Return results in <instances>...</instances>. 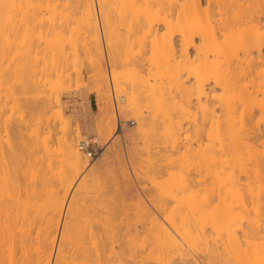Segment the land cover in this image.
I'll return each mask as SVG.
<instances>
[{"label": "bare ground", "instance_id": "1", "mask_svg": "<svg viewBox=\"0 0 264 264\" xmlns=\"http://www.w3.org/2000/svg\"><path fill=\"white\" fill-rule=\"evenodd\" d=\"M59 7L62 9H65V10H66V8H67V10L69 8V12L70 13L72 12L71 14H73V11H71L70 9L76 8L78 10V11L77 10H75V11L79 13V20H80L79 22L83 26L82 29H83L84 37H85V39L83 38L84 39V47L83 48H85V46H86L85 49L88 51V53H90L89 55L91 56V58H90L89 62L91 63L92 67L94 68L92 78L96 82V85L98 86V88H101V86H103L104 84L106 87L105 82L108 80V78H107L108 75L106 73V67L103 64V62L105 60H103L104 59V56H103L104 52H103V46H102L101 30L99 27L100 21L103 24V27L105 29L104 30L105 32L104 31L103 32L106 34V37H104V38H106L105 42L107 43V46L109 49L108 51L110 54V58L112 59L113 65L115 66L114 68L121 67V69L117 68L118 70L117 69L114 70L115 72L113 71V74L111 73L112 74V76H111L112 81L115 82V84H117V85H115V87L117 86L118 90L126 93L127 102L125 104H126V106H128V110L131 111L137 118V122H138L137 128H138V131L140 132L139 134L145 138L143 140V141H145L144 144L147 143L146 146H149L150 144L148 145V143L157 141V143L159 145L157 143H155V145L157 144L156 146H161L164 144L163 142H165V144H164L165 147H163V148H165L166 152L163 150V148H157L156 147L159 150L160 149L163 150L162 151L163 153L161 151H158V153L156 154V155H160V157H161V154H164L161 157L162 159H164L163 156H166L165 153L167 154V158L165 157L166 160L165 159L164 160L166 162L168 161L166 163L168 165V167L166 168V164L162 165V166H164L167 169V171L169 170V168H172L174 166L175 167L172 169H175V168L178 169L177 167H182L183 170L179 168L183 172V173H181V175H183L185 171L188 172L189 170L184 171V169H185V166L187 165V161L189 159H191L190 161L193 160L191 158L192 156H190V154L193 155V153L196 151V149L194 147L195 143L192 145L193 141H195L196 143H198V148L200 149V150H198L200 158L202 157V160L203 161L205 160V163H206V161L211 162L209 164H210L211 168H212V166L214 168L213 169L214 172L212 170H208L207 168L205 170H208L209 173H214L212 175H210L209 173L208 174H209V177L210 176L212 177V178L211 177L209 178V180L212 179V182L211 181H209V182L212 183V187L214 188L213 191L214 192L216 191V192L212 193L210 191V189L212 190L211 185H210L211 183L210 184L208 183L210 189L208 188V185H206L207 177L205 178L204 176H206L207 171L205 174L203 170H202L203 171L202 173L205 175L203 176V174L200 173V174H202V179L203 178L205 179V180H203V183L201 181L202 180L200 177L201 175H199V177L197 175V177H196V173H192L193 175L195 174V176H194L195 178H197V179L199 178V180L201 181V182H199L200 185L196 184L197 186H199L198 188L195 185V182L193 183V185H195V186L191 185L192 187H190V185H189L190 183H192L191 180H193V181L195 180V179H192L194 177L191 173H189V174L185 173V177H184V175L183 176L180 175V177H178V175L180 173V171L178 170L179 173L177 172L178 175H176L178 177V179L177 178L174 179L175 181H173V184L170 183V186L171 187L173 186L171 188L172 190L171 191L167 190V189L164 190L165 189L164 187H166L165 185L169 184V180L172 178V177L171 178L169 177V176H172L170 173L171 170H169L170 172H168V173H170V174H168V173H166L167 171L163 172V171H165V169L162 171V170L157 169V167H156V170H159L160 172H162V175H163V173H166L165 176L169 177V178H167L168 179V181H167L168 183H167V182H165L166 180H164V178L161 180V178L164 177V176H162L158 180H161L159 182H161V183L163 182L164 184H160L158 182V183H156L155 187L158 188L160 186L161 187L163 186L162 188H164L163 190L166 192H164L161 189V187H160V191H162L164 193H168V195L171 194L170 196L167 195L168 198L169 197L170 198H169V200H168V198H164V199L162 198L165 201H163V200L161 201V199H159L161 202L156 199L155 201L156 202L159 201L160 203L154 202L157 205H154L155 207H154V209H152L149 206H147L146 204L143 206L144 203L140 202L142 199H138V197H137L136 199H138L139 201L137 200L136 203L134 202L133 204L136 205L138 202H140L142 204V206L145 208V210L143 209V207L139 206L140 204H137L138 206L136 205L137 208L135 205L134 206L136 208V211H140L141 210L140 208L143 209V212L145 211L144 212V218L145 219L142 220L143 218L141 219L142 216L140 217V215H139V217H138L139 219H138L137 218L138 212L136 213L137 216L134 212H132L134 214L131 216L129 214H128L129 216L125 215L126 217H124V218H126V219H129L128 217H132L135 215L134 217H132L133 218L132 221H131L132 218H130L129 221H127L129 225L132 224L133 221H134V224H132V225L137 224V223H135L137 221V219H138V221L141 219L140 222H142V224L140 226H135V227L129 226L131 228L128 231L129 236L127 234V236H128L127 240L125 238L126 236L124 233V231L127 232V230L123 229L124 230L123 231L122 228L120 227V225L125 222L124 220H126L123 217H119V219L120 218L124 219L123 220L124 222L122 220H119L117 218L118 216H116V217L113 216L119 220L118 222L114 221V218H112V217H110V219L112 218L113 222H112V220H110L108 218H107V220L105 218V220L103 222V219H102L101 220L102 222H100V223H102L101 226L100 225L96 226L98 223H96V225H95L96 227L94 225H92L95 227V229L94 228L92 229V227L90 225H89L90 227L88 226L89 228H86V229H85V227H81L79 229H78V227L77 228L74 227V225H76L75 221H76V223H79L80 221H77L78 219L76 220V218L72 219L69 216H68L69 219H67L68 217H67L65 212H64L65 214L63 215V218H62V211L64 209L66 198H67V196H68V194H69V192L73 186V183H74L76 177L82 171V169L87 165V160H86V157L84 155L85 152L83 153V151H81L79 149V147L77 146L78 142L76 143V137L79 134H77V136L74 135L71 131V127L69 126V122L66 121L67 118L66 119L63 118L64 112L62 110L63 108H61V102L59 100L60 98H58L55 95L56 97L52 96V97H50V99L46 98V99H49V100H46L43 97L48 102H47V104L45 101H42L40 103L46 104L45 105V107L47 106L46 109L47 110L49 109V112H51L50 116H55V117L59 116V119L61 118L62 121L64 120L63 124L65 123V125L64 126L62 125V127H61V128H63L62 129L63 134H61L62 136L60 137L61 138L60 144H61V151H62V152L61 151L60 152L62 153L61 155L63 157H65L66 161L68 162V166L70 167V170H71L70 172H72V173L71 174L67 173L70 176H67L65 178V176H66L65 175L64 176L65 179L63 177H62L63 180H61L62 178L60 179L62 181V183H61V185H59V186H61V190L60 189L59 190H60V192L62 191V194H60V192H58L57 188L59 186L57 187L55 185V183H54V186L56 188L52 187L50 189L47 187L48 185L45 186L50 190V191L48 190L49 193H47V191L45 189H42L40 186L38 187L39 183L41 184V182L38 183L36 181V183H38V185H37L35 183L36 179L33 180V179L28 178L30 180H33L34 182L29 180L28 184H30V185H27V181H25L26 186L24 187V185H25V184H23L24 180H22V181L19 180L21 178V176H20V173H19L20 178L17 176V174H18L17 169H13L14 167L12 168L13 170L11 168L10 169L7 168L5 166L7 163L4 165L5 168L2 166V170H0V173L2 172V174H0V264H111L112 262H114L112 264H177L179 262H175V260H177L175 255L177 257H179L180 254H181L180 256L185 255L184 257H187V255H190V254H187V255L182 254L184 249H185L184 247L186 245L189 246V244H191V246H189V248L193 247L195 245V244L192 245L194 243V240L197 238H199V240H200V237H199L200 235H201V238H203V242L202 241L201 242L202 243L205 242L206 245L208 244V240H210L212 238L211 236L214 234L213 233L211 235L212 232H215L214 236L216 234L218 235V233H216L217 230L215 231V229H214L215 227L211 226V228H208V229H210V232H207L206 231L207 229L205 230L206 225H209L208 222H210V220H208V219L211 216L207 217L208 215H206V217H205V214H204V216L202 215L201 217L198 216L200 218L203 217V222H206L204 220L206 218H208V219H206L207 223H205V224H202V221H200L201 220L200 218H197V219L198 220L200 219L198 222H201V223H198L197 221L194 222L195 220H197V219H195V217L198 214L202 213V212L200 213L199 211H201L203 209V207L202 208L200 207L201 209L198 208V210H196L197 212L195 211L196 215L194 216L193 213H194L195 207L194 208L191 207L192 205L190 203H192L193 206H195L194 202L196 204L197 200L194 202H193V200L204 196L203 192H205L207 194V195L205 194L206 197L208 195L213 196V195H211V193L214 194L215 197H217L216 193H218V196L223 195L222 189H224L223 193L225 192L226 195H228V194L230 195V192H231L230 188H231L232 184H234L233 186H235V185H237V183L235 184V182H238L235 180L237 179L236 177L238 176V171L240 170L239 167L243 166L245 163V162L243 163V160H242V158H243L242 152H244L243 151L244 147L246 148V146L248 145L247 143L252 144L253 140L250 142V139L254 135V133L255 134L256 133L257 134L258 133L259 134L264 133V128H262V127H264V0H0V36H3L2 39H4V37H5V39L9 38V41H11L10 40V38H11L13 40V42L12 41L9 42L10 45H11V43L14 44L15 43L14 41H16V44L19 43V45L17 44L19 47H21L20 45H22V47L20 49H22L24 46H26L27 49L24 47L26 50H28L26 52H29V51L31 52V51H33V49H36V46L37 47L40 46V45H36V46H34V48L32 47L33 46L32 43L35 42V40L38 39L40 41L41 39L44 40V38H47L46 41H50V40L53 42L57 41L58 48L56 47L55 50L58 49V51L60 53L59 46L61 47L60 44H61L62 40H63L62 42H64L63 37L65 36L64 35L65 31L63 28H61V24L62 23L64 24V22H63L64 19H62V20L60 19L61 20V24H60V21H58L56 18V17H58V14L61 13L60 10H62ZM63 7H65V8H63ZM57 8H59L57 11L60 12V13L57 12L58 14L55 13L56 12L55 9H57ZM47 12H49V13H47ZM67 12H65V14ZM69 12H68V14L65 15L64 11H63V13H61V14L65 15V16H63V15L62 16L65 17V19H66L68 17L67 15H70L68 18L71 17V14H69ZM74 15H75V17H73ZM76 16H77L76 14L72 15L73 20H74V18H76ZM44 18L47 19L46 24L49 23V26L47 25V28L36 27V25L39 26V24L42 21L45 22ZM57 21L59 22V24L57 23ZM69 21H70V19H69ZM69 21L67 19V23H69ZM67 23L65 22L64 25H68ZM44 24L42 23V26ZM43 27H45V26H43ZM64 27H66V26H64ZM71 29L72 28H70V30ZM66 31H67V29H66ZM80 32H81V30H80ZM67 33H68L67 34V36H68L69 32H67ZM82 34H81V36H82ZM71 35H73V34H71ZM76 35H78V34H76ZM65 38H66V36H65ZM71 38H75V37L71 36ZM68 40H69V38H68ZM68 40H67V43H68ZM58 41H60L59 42L60 44L58 43ZM85 41H86V45H85ZM38 42H37V44H39ZM40 42H44V41L41 40ZM70 42H71V40H70ZM81 43H82V41L80 42V44ZM42 44H46V43H42ZM55 44H56V42L54 43V45L51 43V45H53V46H55ZM69 45H71V43H69ZM11 46H13V45H11ZM42 46H44V45H41V50L39 49L40 52H42V49H43ZM72 46L75 48L74 43ZM13 47H15V46H13ZM8 48H10V47H8ZM44 48H45V46H44ZM51 48H49V49L51 50ZM47 49H48V47H47ZM47 49H45V50H47ZM64 49H66V48H64ZM45 50H43L41 57H43ZM50 50H48V51H50ZM35 51H37V50H35ZM35 51L33 53H35ZM73 51H74V49H73ZM83 51L84 50L82 49V52ZM26 52L22 53V54H26ZM30 52H29V54L27 53L28 56L30 55ZM61 52H63V49ZM59 53H57V56H59L58 55ZM31 54H32V52H31ZM73 54H75V53H73ZM84 54H86V53H84ZM27 55H26V57H27ZM34 55L36 56V54H34ZM39 55H41V54H38V57H39ZM51 55H52V51H51ZM89 55H87V56H89ZM18 56H20V55H18ZM21 56H23V55H21ZM63 56H64V54H63ZM63 56H61V58ZM76 56H78V55H76ZM16 58H17V56H16ZM29 58H31V57H29ZM21 60L22 59H20V61ZM31 60L26 59L25 62H23L22 64H24L26 62L28 63V61L32 62ZM16 61H18V64H19V60H16ZM36 61H38V60H36ZM32 63H35V61L33 60ZM34 66L35 65H33V67ZM20 67L24 68L22 65ZM25 68L28 69V66ZM29 68H30V70L32 69L31 65ZM143 69L146 70L145 73H144ZM15 76H16V74H15ZM30 78H31V76H30ZM32 78H33V80H35L33 75H32ZM32 78H31V81H32ZM24 79H26V78H24ZM23 81L26 84V81L22 80V82ZM29 82H30V80H29ZM40 82H41V79H40ZM30 83L34 84L33 87L35 86V81L30 82ZM38 85H36V86H38ZM42 86L43 85L41 84V87ZM41 87L38 86V89H40ZM44 87L47 88L45 85H44ZM44 89H41V90H44ZM37 90H35L36 93L39 92V91L37 92ZM35 91L34 92L32 91L33 92L32 94H35ZM45 92L46 91H44V92L42 91L41 94L42 93L44 94ZM13 93H14V90H13ZM32 94H31V96H32ZM41 94H39L38 96L40 97ZM110 97L111 96L107 92L106 93L105 92L100 93V95H99L100 105L98 107V119H99V124H100V130L101 131H108L109 133H112L116 129V117L114 114V110H112L111 106L109 105V100H110L109 98ZM17 99H18V97H17ZM29 101L30 100L28 99V102ZM35 101H37V100H35ZM35 104H36V102H35ZM18 105L20 106V104H18ZM41 105H44V104H41ZM45 107L43 106V108H45ZM41 108H38V111L41 112V110H39ZM31 110H29V112ZM19 111H20V109H19ZM42 111H44V109ZM40 112H38V114ZM199 112H200V115H198ZM31 113H33V112H30V114ZM36 113H37V111H36ZM41 113H44V112H41ZM40 114H39V117H40ZM158 114H160V115L162 114L164 116L165 122H168V123L164 124V121L163 120H162L163 122L161 121L164 124L163 125L161 123L163 125V127L165 126V129L163 128L164 130L161 127V130L164 131L163 132L164 134L161 133L162 132L161 130H158V131H161L160 133L162 134L161 138L163 139V141L160 139L161 144L158 142V139L160 137V136L158 137V135H160V133L158 132L157 133L158 135L156 134V132L154 133V131L156 130L155 129L156 127L162 126V125H157V124H159L157 122L156 127H154L155 126V120H156L157 116L158 117L160 116ZM257 114H259V115H257ZM29 115H27V116H29ZM45 115H47V114H45ZM153 116H155L156 118ZM256 116H259V117L257 118ZM20 117H21V115H20ZM42 117H44V116H42ZM55 117H53V118H55ZM162 117L160 119H162ZM199 117L200 118L202 117L204 120L207 119L206 121L203 122V123H205V125L202 123V121H203L202 119L199 120ZM48 118H46V119L48 120ZM165 118H167V120ZM18 119H19V117H18ZM25 119H26V117H25ZM157 119L159 120V118H157ZM33 121H35V120H33ZM200 121L202 123V126H201ZM26 122H23V124ZM29 122L33 123L30 120H29ZM49 122L50 121H48V123ZM20 124L21 123H19V126H20ZM261 124H263L262 127H261ZM30 126H28V129ZM33 127H34V125H33ZM35 127H37L36 129H38V130H35L36 132L40 131L39 130L40 127H38V126H35ZM24 128H25V126H24ZM159 128L160 127H158V129ZM17 130H16V132H17ZM19 130H20V127H19ZM41 132L43 133V131H41ZM51 132L52 131H50V133ZM34 133H33V135H34ZM189 133H192V134L190 135ZM201 133L202 134L208 133L207 138H209L208 139L209 144L207 143V145H205L206 148L203 146V148H205V149L209 148V151L206 150V151H208V153H206L205 149L203 150V148H202V143H201L200 139H202L203 137H202V135H200ZM248 133H253V134L249 135ZM17 134L19 136L20 133L18 132ZM247 134L251 137H250V139L248 138V142H245L244 140H246L245 137L247 136ZM263 135H261V136L263 137ZM18 136H16V137L18 138ZM257 136L259 137L260 135H257ZM21 137H23V136H21ZM199 137H202V138H199ZM78 139H79V137H78ZM253 139H254V136H253ZM258 139L255 140V143L258 141ZM13 140H14V138H11L12 142H13ZM34 140H36V138ZM263 140H264V138H263ZM23 142H25V141H23ZM205 142H206V140H205ZM14 144H15V142L13 144H10V146L12 145L9 148V151H10L9 155L11 154L10 158H11V160L13 159L14 162L19 161L18 158H21V161L23 163L24 158L22 160V154L21 153H23V156L25 157V155H24L25 152H23L21 150H23L24 148L22 149L21 145L17 146L18 148H16V144H15V146H14ZM23 144L26 146L25 143H23ZM44 144H42V145H44ZM151 144H154V143H151ZM251 144L248 145L249 149L252 148ZM34 145H35V143H34ZM155 145H150V146H152L151 148L155 149L154 148ZM200 145H201V147H200ZM262 145H263V143H262ZM192 146H193L194 150H193ZM250 146H251V148H250ZM34 147H32V148H34ZM196 147H197V144H196ZM50 148H51V146H50ZM143 148H144V146H143ZM143 148L141 147V150ZM37 149H38V147H37ZM149 149L150 148H148L147 151H146V148L144 149L146 151L145 154L148 156V158H146V159L148 160V162L150 164V166L147 164V167L149 166L151 169H155V167L153 168L152 166H155V163L156 162L158 163L159 160L156 159L157 161L156 160L154 161L153 159L159 158V156L156 157V155L155 154L153 155V153L148 154L149 152H152V150H153L152 149V150L148 151ZM190 149H191V151H190ZM249 149H247V151ZM250 152H251V150H249L248 154L252 155V152L251 153ZM253 152H255V151H253ZM112 153H113L112 156H115L116 158L118 157V155H114L115 154L114 152H112ZM154 153H155V151H154ZM159 153H161V154H159ZM196 153H198V152L196 151L194 154L196 155ZM261 153H260V155H262ZM7 154H6V158H7ZM174 154H176V156ZM188 154H189V156H188ZM152 155H153V157H152ZM262 157H263V155H262ZM151 158H153V159H151ZM161 158H159L160 162H163V160H161ZM245 158H246V161L247 160H249V161L253 160V158H251L252 160L247 159V157H245ZM255 158H256V155H255ZM43 159H44V157H43ZM115 159H113V160L116 162ZM117 159H118L117 163L119 164V162H121L122 160H120L119 158H117ZM263 159L261 158V160L264 163ZM3 160H5V158H3ZM13 160H12V162H13ZM147 160H145L146 163H148ZM153 162H155V163H153ZM193 162H194V164H196L198 161L196 162V159H195V161L193 160ZM199 162L201 163V159ZM257 162H258L257 163L258 168H255V169H257V170L259 169L260 171L258 170L259 172L258 171L257 172L262 173L263 172L262 168L261 169L259 168V166H260L259 160ZM9 163L11 164V162H9ZM102 163L104 164V162H102ZM121 163H120V166L122 167ZM141 163H142V161H141ZM146 163H145V167H143V166L142 167L147 170ZM200 163H197V164H200ZM203 163H202V168H203ZM47 164H49V163L47 162ZM163 164H164V162H163ZM42 165H43V163H42ZM156 165H158V164H156ZM253 165H255V164H253ZM158 166L161 167V164L159 163ZM247 166L248 165L246 163V167ZM102 167H104V166H102ZM149 167H148V169H149ZM193 167H197V166L195 165ZM198 167H199V165H198ZM199 168L202 169L201 165ZM208 168H209V166H208ZM211 168H209V169H211ZM236 168H237V170H236ZM40 169H41V167H40ZM162 169H163V167H162ZM245 169L243 166L241 168V170L239 171V174L245 173V172H242V170H245ZM33 171H34V169H33ZM174 171L172 172V174L174 173ZM252 171L253 170L251 168L250 172H252ZM22 172H24V171H22ZM153 172H155V171L153 170ZM147 173L154 174V173H152V171L148 172V170H147L146 174ZM21 174H23V173H21ZM124 174H126V172H124L122 175H124ZM151 174H149V175H151ZM157 174H158V172H157ZM175 174H176V172H175ZM249 174H247V176ZM34 175H36V174H34ZM43 175L45 177V174H43ZM186 175H188L192 178H190V177L188 178ZM262 175H264V172H263V174H261V176ZM151 176H149V177H151ZM153 176H154L153 179H155V177H156L155 174ZM158 176L159 175H157V177ZM250 176H252V175H250ZM254 176H255V174H254ZM213 177L215 180L213 179ZM238 177L240 178V176H238ZM245 177H246V173H245V176H243L244 180H245ZM261 178L263 180L264 177H261ZM158 180H156L155 182H157ZM171 180H173V178ZM244 180H243V182L246 183V186H247L249 184L247 181H249V180H247V181H244ZM20 181L22 183H20ZM240 182H242V181H240ZM122 183H123V181H122ZM122 183H121V185H122ZM204 183H205V186H204ZM214 183L216 185H214ZM22 184H23V186H22ZM43 184H41V186ZM125 184L126 183L124 180V186H126ZM159 184H160V186H157ZM253 184H255V182ZM50 185H51V183H50ZM229 185H230V187H229ZM51 186H53V185H51ZM124 186H121V187H123V189H125ZM202 186H204L205 189L208 188V190L211 193L209 191H207V189L206 190L203 189L204 187H202ZM215 186H217V187L215 188ZM239 186H241V188H242V185L239 184ZM129 187H130V185H129ZM187 187H190L192 189H190V188L187 189ZM194 187H196L197 189ZM200 187H202L203 190ZM253 187H254V185H253ZM262 187H264V186L262 185L261 189H262ZM166 188H168V187H166ZM193 188L195 190H193ZM246 188L248 189V187H246ZM131 189L133 191V188H131ZM198 189L200 190L199 192L197 191ZM250 189H251V187L249 188V191H250ZM156 190L158 191V189H156ZM128 191H129V189H128ZM128 191H126V192H128ZM235 191L236 190L234 189V192ZM126 192L123 191V193H126ZM135 192H137V191H135ZM200 192H202L203 195ZM208 192H209V194H208ZM247 192H246V194H247ZM199 193L201 194V196L199 195ZM237 193H239V192H236L234 194H237ZM251 193L253 195L252 190H251ZM45 194L47 196H45ZM156 194H158V193H156ZM246 194H245V196H247ZM129 195H131L130 192H129ZM123 196H124V194H123ZM133 196H134V194H133ZM133 196H132V198H133ZM136 196H137V194H136ZM209 196H208V198H211ZM231 196H232V194H231ZM206 197H205V200L207 199ZM220 197L221 196H219V199H220ZM226 197L227 196H225V198ZM125 198H126V196H124V199ZM202 198L204 199V197H202ZM202 198L198 200V202H201L200 204H203ZM228 198L229 197H227L225 201H227ZM166 199H167V201H166ZM232 199H234L233 196H232ZM135 200L133 199V201H135ZM208 200H209V203L211 202L210 199H207L206 204L211 205V203L210 204L208 203ZM143 201H144V199H143ZM68 202L66 204V210L67 211L70 208L72 209L74 206L73 202H69V203ZM234 202H235V199H234ZM168 203L169 204L171 203V205H169ZM219 203L215 204V206H217L218 204H219L218 206H221L222 203L221 202H219ZM172 204L174 206H172ZM206 204H204V206ZM223 204H225V203H223ZM199 205L198 206L196 205V208L199 207ZM134 206L131 208L134 209ZM200 206H203V205H200ZM218 206H217V208H218ZM224 206H221V210L223 207L222 211L225 213V212H227V210ZM240 206H241V203H240ZM206 207H208V206H206ZM236 207L233 206V208H236ZM215 209H216V207L210 208L209 210L210 211L212 210V211L211 212L209 211V213L211 214L213 212L212 215H216L215 211L218 212V209L217 210H215ZM224 210H226V211H224ZM134 211H135V209H134ZM190 211L193 213H191V214L188 213ZM206 211H207V209L204 212L208 213ZM235 211H237V210H235ZM229 213H231V212H229ZM229 213H225L224 214L225 217H227V216L230 217V215L232 213L231 214H229ZM218 214L216 216H218ZM233 214L235 215V213H233ZM189 215L190 216L192 215V219H191V217H189ZM224 215L221 218H224ZM216 216H213V219H215L217 221V223H215V220H214V222H210V225L215 223V225L221 226L218 223L219 219H220L219 222L221 223V218L218 217V219H217ZM105 217H108V216H105ZM89 218L90 217H88V220H89ZM189 219H190V221L192 220L193 223L190 222ZM69 220L72 222H70ZM95 220H97V219H95ZM224 220H225V218H224ZM224 220H223V222L226 223V221H224ZM87 221H86V223H87ZM107 221L109 222L108 225H110V223L112 222V224L115 226V228L117 226V228L119 227L121 229L118 231L119 228L118 229L116 228L117 231L115 230L117 233L120 232V235H119V233L117 234L115 231L112 232V230H114L115 228L113 229L112 228L113 226L106 225L108 223ZM120 221H122L121 224L119 223ZM231 221H235V220L232 219ZM73 222H74V225H73ZM90 222H91V219H90ZM93 222H95V221H93ZM105 222H107V223L103 224ZM116 222L120 225L118 226V224L117 225L114 224ZM127 222H125V223L127 224ZM190 223L193 224L195 227L190 228V226H191V225H189ZM229 223H232V222H229ZM233 223L235 224V222H233ZM88 224H91V223H88ZM126 224H124V226H122V227H126L125 226ZM128 224H127V226H128ZM200 224L205 225V227H202V225H200ZM70 225L73 227H71ZM102 225H104V226L102 227ZM105 225H106V227H105ZM197 225H200V227ZM235 225L237 226V224H235ZM235 225H231V226H235ZM86 226H87V224H86ZM225 226H226V224H225ZM243 226H245V225H243ZM98 227L99 228L101 227V228L99 229ZM102 228H103V230H104V228H106V229L108 228V230L105 229L106 231H108V233L102 231L101 230ZM192 228L193 229H195V228L196 229L197 228L202 229L203 228L202 229L203 231H201V229H199L201 232H196L198 229L197 230L195 229L196 231L193 234ZM222 228L224 229L225 227H222ZM234 228H236V227H234ZM240 228H241V226H240ZM242 229H244V228H242ZM109 230H110V232H109ZM230 230H231V228H230ZM121 231L124 235L123 236L124 238L120 237L122 235ZM205 231L207 233H209L210 235L208 234L209 235L208 236L205 233ZM202 232H204L205 235ZM222 232H220V236L222 235ZM224 232H226V231H224ZM104 233H106V234H104ZM109 233L110 234L112 233L111 235H109L110 237L112 236L111 239H107L109 237L107 234H109ZM113 233L114 234L116 233V235L114 236ZM197 233L199 234V236ZM227 233L230 234L228 231H227ZM195 234H196L197 238L194 237ZM231 234H233V230L231 231ZM247 234H248V232H247ZM105 235H106V237H105ZM203 235L204 236L207 235L208 240L205 241L206 237H203ZM214 236H213L214 239L218 238L217 236H215V237ZM234 236H235V234L232 237L229 236L230 239L227 238L229 240V242L232 243V247H233V245L236 247V243L230 241L232 239L237 240V238H234ZM237 236L239 238L238 233H237ZM192 237H194L195 239L193 238L194 239L193 240ZM209 237H210V239H209ZM241 237H243V236H241ZM212 239L210 242L211 244L209 243V245L214 246V248H215V245H212V243L216 239L215 240L214 239L212 240ZM244 239H245V237L241 240L244 241ZM197 240L195 241L196 245L198 243ZM124 241H126V242H124ZM237 241H238L237 242V244H238L237 248L238 247L241 248V250L239 248H238L239 251L237 250L239 253L240 251H242L243 248L241 246H239L240 241L239 240H237ZM248 241H249V239H248ZM217 242H219V240ZM221 242H222L221 243L222 245H220V242L218 244L223 247V245L225 243L223 241H221ZM225 242H226V239H225ZM229 242L226 245L227 247L230 246ZM246 242H247V238L245 240V243ZM214 243L217 244L216 241ZM203 245L204 246H202V245L200 246V243H199L197 246L198 247L200 246L199 247L200 249H201V247H204L203 249H201L202 251L204 250V252H203L204 254H202V252L200 250H198V252L200 251V253L204 257L202 255H200V256H202L204 259L198 260V259H196L198 255H196V256L194 255L196 257L195 258L191 254L194 258L191 255H190L189 259L185 260V258L184 259L182 258L183 260L186 261L185 262L186 264L187 263L190 264V262L191 263L193 262L192 264H203L204 262H202V261H204L205 258H207V260L209 259V261H211V260L213 261L214 258H216V259L218 258V257H215L216 255L218 256V254H217L216 249H214V248L213 249L215 250L216 254L214 252L212 256L209 254V257H208L207 252H210L212 254V252L210 251L211 249L208 248L210 246L209 245L206 246L205 244H203ZM135 246L140 247V249H139L140 251L136 250L138 248H135ZM205 246L210 250H208ZM216 246H218V245H216ZM224 247H225V245H224ZM252 247H255L254 244ZM194 248H191V249L194 251ZM249 248H251V247L249 246L247 249H249ZM191 249H189V250H191ZM213 249H212V251H213ZM225 249H227V248H225ZM233 249H230V251H232ZM247 249L244 248L242 251V252L245 251V253H247V254H245V253L241 254V252L239 253L240 257L238 260H240V262L237 261V263L242 262L241 264H243V261L245 260L244 264H246V262H247L246 257H248L250 255V253H249V251H247ZM234 250H236V248ZM262 250L263 249H261V251ZM223 251L220 250V252H223ZM205 252L207 255L205 254ZM257 252H260V251H257ZM262 252L264 254V251H262ZM189 253H192V252H189ZM193 254H196V253H193ZM220 254L221 253H219V257H221ZM223 254H224V252L221 255L223 256ZM236 254L237 253L234 254V252H233L230 255L234 256ZM230 255H228V256H230ZM239 255H236V257ZM210 256L214 257V258H211ZM261 256H263V255H261ZM223 257H221V259H224V260L230 259V258L228 259V258H223ZM236 257H235V259H236ZM199 258H201V257H199ZM210 258H211V260H210ZM252 258H254L253 255H252ZM179 259H181V258H179ZM190 259L192 261L188 262V260H190ZM193 259H195V260H193ZM207 260H206V262L209 263V261H207ZM254 260H256V259H254ZM178 261H182V260H178ZM212 261L210 264L213 263ZM182 262L184 263V261H182ZM231 262L233 264V261H231ZM255 262H257V261H254V263ZM181 263H179V264H181ZM216 263H214V264H216ZM226 263H228V261H226ZM218 264H219V262H218ZM247 264H249V263H247Z\"/></svg>", "mask_w": 264, "mask_h": 264}, {"label": "rangeland", "instance_id": "2", "mask_svg": "<svg viewBox=\"0 0 264 264\" xmlns=\"http://www.w3.org/2000/svg\"><path fill=\"white\" fill-rule=\"evenodd\" d=\"M60 8V7H59ZM59 8H57V9H55V13H57V12H59V11H57ZM63 8H65V7H63ZM60 9H62V8H60ZM63 11H64V14H65V12H69V8H68V10H67V8H66V10L65 9H62ZM62 10H60V12L61 13H63V11ZM71 11H73V14H76L77 16H76V18L78 19H76V18H74V20H73V18H72V15L73 14H71L70 12H69V14H71V17L70 18H68L70 15H67L66 17V19H65V17H63V16H65L66 14H68V12L65 14V15H63V14H61L60 12V14H58V17H56L57 18V20L58 21H60V24H61V20L62 19H64V24H65V22L67 23V19H68V21H69V19H70V21H69V23H67L68 25H64L63 23L61 24V28H63L64 29V35L66 36V38H65V36L63 37V39H64V42H62L61 41V44L59 43L60 41H58V43L61 45V47L59 46V48H60V53H59V51H58V49L57 50H55L56 49V47L58 48V44H57V41H55L56 42V44H55V46H53L54 45V43L55 42H53V41H51L50 39V41H46V39L47 38H44V40L43 39H41L42 41H44V42H40L38 39L37 40H35V42H33L32 43V47L34 48V46H36V45H40V46H36V49H33V51H31L32 52V54H31V52H30V55L28 56L27 55V53L29 54V52H26V51H28V50H26L27 48H26V46H24L22 49H20L21 47H22V45H20L21 47H19L18 45H19V43H17L16 44V41H14L15 43L14 44H12L11 43V45H13V46H15V47H13V46H11L10 45V43L9 42H13V40L10 38V40L11 41H9V38L6 40L5 39V37H4V39H2L3 38V36H0V170H2V166L4 167V165L7 167V168H13V169H17L18 171H17V176L20 178V176H21V178L19 179V180H24L23 181V184H25L24 185V187L26 186V182L25 181H27V185H30V184H28V181L30 180V179H33V180H35V183H36V181L39 183V182H41V184H43L42 186H41V184L39 183V185H38V183H36L37 185H38V187L40 186L42 189H45L46 191H47V193H49L48 192V188H54L55 186H54V183H55V185L58 187L59 185H61V183H62V181L61 180H63V178H64V176H65V178L67 177V176H70V175H68L67 173H69V174H71L72 172H70L71 170H70V167L68 166V162L66 161V159H65V157H63L61 154V144H60V140H61V134H63V131H62V129L63 128H61L62 127V125L64 126L65 125V123L63 124V121H62V119L60 118L59 119V116H50L51 115V112H49V109L47 110L46 109V107H45V105L47 104V102L48 101H46V100H49L50 99V97H52V96H57L58 98H60L59 100H60V102H61V108H63L62 110H63V112H64V116H63V118L64 119H66V121H68L69 122V126L71 127V131H72V133L74 134V135H76L77 136V134H79L77 137H76V143H77V146L79 147V144H80V142L83 140V139H88V140H90L94 145H97V147H98V149H97V153L94 155V156H89L87 153H86V151H84L83 149H81L80 147H79V149L81 150V151H83V153H84V155H85V157H86V160H87V165L82 169V171L80 172V174L76 177V179H75V181H74V183H73V186H72V188H71V190H70V192H69V194H68V196H67V198H66V201H65V206H64V209H63V211H62V218H63V215L66 213V215H67V217L69 216V217H71L72 219L73 218H76V220L77 221H80L79 223H76V221H75V224L76 225H74V222H73V225H74V227H78V229L79 228H81V227H85V229L86 228H89L90 226L92 227V229L94 228L95 229V227L96 226H98V225H100L101 226V224L102 223H100V222H102L101 220L103 219V222H104V220H105V218H106V220H107V218L108 219H110V217H112V218H114V221H119V220H124V219H126V218H124V217H126L125 215H133L134 213L136 214L137 212V214H138V216H137V214H136V216H137V218L139 217V215H140V217H141V219L142 220H144L145 218H144V212H143V209L145 210V208L143 207L145 204L147 205V206H149L150 208H152V209H154V205H157L156 203L157 202H159L160 200L159 199H161V201L164 199V198H168V196H170L171 194H169L168 195V193H164V192H166V191H164V190H172L171 188L173 187H171L170 186V183H172L173 184V181H175L174 179H178V177H180V175H181V173H183L182 172V167H177L178 169H172V168H174V167H172V168H169V170H171V172L168 170L167 171V167H168V165L166 164L167 162L165 161L166 160V158H167V154L165 153L166 151H165V148H163V147H165V142H163L162 144L163 145H161V146H156L158 143H157V141L156 142H151V143H154V144H151V143H148V145L150 144V145H155V143H157L156 145H155V149H153V148H151L152 146H146V144H144L145 143V141H143L145 138L144 137H142L139 133V131H138V128H137V125H138V122H137V118H136V116L131 112V111H129L128 110V106H126V102H127V96H126V93L125 92H123V91H120V90H118V87L116 86L115 87V85H117V84H115V82H113L112 81V74H113V71L114 70H116L117 68L118 69H121V67H117V68H114L115 66L113 65V62H112V59L110 58V54H109V49H108V46H107V43L105 42V40H106V38H104V37H106V34L104 33L105 31V29H104V27H103V24L101 23V21H100V24H99V27H100V30H101V38H102V46H103V52H104V54H103V56H104V59L103 60H105L104 62H103V64H104V66L106 67V73H107V75H108V82L106 81L105 83H106V87H105V84L103 85V86H101V88H98V86L96 85V82L94 81V79L92 78V74H93V72H94V68L92 67V65H91V63L89 62L90 61V58H91V56L89 55L90 53H88V51L85 49L86 48V46H85V48H83L84 47V39H85V37H84V32H83V26H82V24L79 22L80 20H79V13L78 12H76L75 10H77L76 8L75 9H70ZM75 11V12H74ZM78 11V10H77ZM47 13H49V12H47ZM78 13V14H77ZM60 15V16H59ZM63 15V16H62ZM62 16V17H61ZM73 17H75V15L73 16ZM55 18V19H56ZM61 19V20H60ZM44 21L45 22H41L40 24H39V26L38 25H36V27H38V28H40V27H42V28H47V25L49 26V23L48 24H46L47 23V19H45L44 18ZM50 21V20H49ZM56 21V20H55ZM57 21V23L59 24V22ZM72 21V22H71ZM42 23L44 24L43 26H45V27H43L42 26ZM80 23V24H79ZM102 24V25H101ZM64 26H66V27H64ZM82 26V27H81ZM72 28L71 30H70V28ZM67 29V31H66V29ZM80 30H81V32H80ZM104 31V32H103ZM67 32H69V35L67 36ZM82 34V36H81V34ZM71 34H73V35H71ZM76 34H78V35H76ZM75 35V36H74ZM71 36H73V37H75V38H71ZM69 38V40H68V38ZM77 38V39H76ZM84 38V39H83ZM177 38V37H176ZM79 39V40H78ZM67 40H68V43H67ZM70 40H71V42H70ZM39 41V42H38ZM82 41V43L80 44V42ZM7 42V43H6ZM37 42L39 43V44H37ZM53 44V45H51V43ZM9 43V44H8ZM42 43H46V44H42ZM49 43V44H48ZM67 43V44H66ZM69 43H71V45H69ZM73 43H74V46H75V48L72 46L73 45ZM48 44V45H47ZM9 45V46H8ZM17 45V46H16ZM41 45H44L45 46V48H44V46H42V52H40V50H41ZM51 45V46H50ZM82 45V46H81ZM85 45H86V41H85ZM69 46V47H68ZM72 46V47H71ZM106 46V47H105ZM8 47H10V48H8ZM13 47V48H12ZM47 47H48V49H47ZM52 47V48H51ZM54 47V48H53ZM18 48V49H17ZM38 48V49H37ZM49 48H51V50L49 49ZM64 48H66V49H64ZM69 50H68V49ZM40 49V50H39ZM45 49H47V50H45ZM62 49H63V52H61L62 51ZM72 49V50H71ZM73 49H74V51H73ZM82 49L84 50L83 52L84 53H86V54H84L83 52H82ZM12 50V51H11ZM19 50V51H18ZM23 52H22V51ZM35 50H37V51H35ZM43 50H45L44 51V54H43V57H41L42 56V53H43ZM48 50H50V51H48ZM87 52H86V51ZM15 51V52H14ZM21 51V52H20ZM35 51V53H33ZM51 51H52V55H51ZM68 53H67V52ZM71 51V52H70ZM10 52V53H9ZM19 52V53H18ZM26 52V54H22V53H25ZM75 53V54H73V53ZM56 53V54H55ZM57 53H59L58 55L59 56H57ZM67 53V54H66ZM20 55V56H18V55ZM34 54H36V56L34 55ZM38 54H41V55H39V57H38ZM63 54H64V56H63ZM66 54V55H65ZM21 55H25L24 57L23 56H21ZM26 55H27V57L29 58V57H31V58H27L26 57ZM76 55H78V56H76ZM87 55H89V56H87ZM16 56H17V58H16ZM61 56H63L62 58H61ZM15 57V58H14ZM36 57V58H35ZM25 58V59H24ZM56 58V59H55ZM89 58V59H88ZM20 59H22L21 61H20ZM24 59V60H23ZM31 60L32 62H33V60L35 61V63H32V62H30V61H28V63L26 62V63H24V64H22L23 62H25V60ZM58 59V60H57ZM16 60H19V64H18V61H16ZM36 60H38V61H36ZM16 61V62H15ZM15 62V63H14ZM37 62V63H36ZM14 63V64H13ZM35 65L34 67H33V65ZM25 68V67H27L28 66V69L27 68H22V67H20L21 65ZM31 65V67H32V69L30 70V65ZM26 65V66H25ZM18 68H17V67ZM17 68V69H16ZM27 69V70H26ZM113 69V70H112ZM117 69V70H118ZM143 71H144V73L146 72V70L145 69H143ZM115 72V71H114ZM112 73V74H111ZM15 74H16V76H15ZM32 75L34 76V78H35V80H33V78H32ZM29 76V77H28ZM30 76H31V78H32V81H31V78H30ZM28 77V78H27ZM39 77V78H38ZM24 78H26V79H24ZM30 80V82H34L35 81V88L33 87V85L34 84H32V83H30L29 82V80ZM39 79V80H38ZM40 79H41V82H40ZM22 80H25L26 81V84H25V82L23 81L22 82ZM37 81V82H36ZM40 83V84H39ZM108 83V84H107ZM114 83V84H113ZM39 84V85H38ZM41 84L43 85L42 87H41ZM25 85V86H24ZM31 85V86H30ZM36 85H38L39 87H41L40 89H38V86H36ZM44 85L47 87V88H45L44 87ZM114 85V86H113ZM34 90H33V89ZM45 88V89H44ZM116 88V89H115ZM38 89V90H37ZM41 89H44V90H41ZM47 89V90H46ZM113 89L115 90V93H116V95H123L124 96V100H119V103H118V112L119 113H117V108H116V106H115V104H114V101H113ZM13 90H14V93H13ZM35 90H37V92L39 93V94H41V92L43 91H46L44 94L42 93L41 95H40V97L38 96L39 94L38 93H36V91ZM12 91V92H11ZM35 91V94H32L33 92ZM41 91V92H40ZM48 91V92H47ZM16 92V93H15ZM53 92V93H52ZM109 93V95L111 96L109 99V105L111 106V109L112 110H114V114H115V117H116V129L112 132V133H109L108 131H101L100 130V124H99V119H98V107H99V105H100V102H99V95H100V93ZM11 93V94H10ZM47 93V94H46ZM52 93V94H51ZM31 94H32V96H31ZM37 94V95H36ZM46 94V95H45ZM12 95V96H11ZM35 95V96H34ZM43 95V96H42ZM51 95V96H50ZM59 95V96H58ZM14 96V97H13ZM34 96V97H33ZM55 96V97H56ZM126 96V97H125ZM17 97H18V99H17ZM46 99V98H49V99H44V98ZM38 98V99H37ZM54 98V97H53ZM12 99V100H11ZM28 99L30 100L29 102H28ZM34 99V100H33ZM40 99V100H39ZM35 100H37V101H35ZM42 101H45L46 102V104L45 103H40V102H42ZM35 102H36V104H35ZM63 102V103H62ZM27 103V104H26ZM38 103V104H37ZM18 104H20V106L18 105ZM29 104V105H28ZM33 104V105H32ZM41 104H44V105H41ZM22 105V106H21ZM39 106V107H38ZM43 106L45 107V108H43ZM42 107V108H41ZM38 108H41V109H39V110H41V112H44V113H41L40 111H38ZM19 109H20V111H19ZM22 109V110H21ZM32 109V110H31ZM44 109V111H42ZM29 110H31L30 112H33V113H31L30 114V112H29ZM46 110V111H45ZM36 111H37V113H36ZM23 112V113H22ZM35 112V113H34ZM38 112H40L39 114H40V117H39V114H38ZM47 112V113H46ZM26 116H25V115ZM30 114V115H29ZM37 114V115H36ZM45 114H47V115H45ZM19 115V116H18ZM20 115H21V117H20ZM27 115H29V116H27ZM33 115V116H32ZM118 115L121 117V119L122 120H124V122H123V129L122 130H120V129H118ZM158 115H160V114H158ZM162 115V114H161ZM157 116V118H159V120L155 117V116H153V117H155L156 118V120H155V126L154 127H156V124H157V122L159 123V124H157V125H162L163 123V121H164V124L165 123H168V122H165V120H164V116L162 117V116ZM198 115H200V112H199V114ZM257 115H259V114H257ZM32 116V117H31ZM42 116H44V117H42ZM49 118H48V117ZM202 116V115H201ZM18 117H19V119H18ZM25 117H26V119H25ZM53 117H55V118H53ZM162 117V119H160ZM257 118L259 117V116H256ZM46 118H48V120L46 119ZM51 118V119H50ZM154 118V119H155ZM25 119V120H24ZM129 119H135L136 120V122L134 123V124H131V125H126V120H129ZM166 120H167V118H165ZM200 119H202L201 121H202V123L204 122V121H206V120H204L202 117L200 118L199 117V120ZM256 119V118H255ZM22 120V121H21ZM29 120L31 121V122H33V123H30L29 122ZM33 120H35V121H33ZM42 120V121H41ZM47 120V121H46ZM153 120V119H152ZM163 120V121H162ZM21 121V122H20ZM27 121V122H26ZM48 121H50L49 123H48ZM59 121V122H58ZM65 121V122H66ZM162 121V122H161ZM201 121H200V123H201ZM23 122H26V123H24L23 124ZM19 123H21L20 124V126H19ZM30 123V124H29ZM36 123V124H35ZM38 123V124H37ZM43 123V124H42ZM162 123V124H161ZM202 123H201V126H202ZM18 124V125H17ZM23 124V125H22ZM45 124V125H44ZM47 124V125H46ZM163 124V125H164ZM204 125H205V123H203ZM17 125V126H16ZM31 125V126H30ZM33 125H34V127H33ZM61 125V126H60ZM163 125L162 126H158V127H160L159 129H158V127H156L155 129L157 130H155L154 131V133L156 132V134L159 132H161V133H163L164 131V129H165V126L163 127ZM24 126H25V128H24ZM28 126H30L29 127V129H28ZM35 126H38V127H40V131H35V130H38V129H36L37 127H35ZM263 126V124H261V127ZM19 127H20V130H19ZM48 127V128H47ZM161 127H162V129L163 130H161ZM204 127V126H203ZM14 128V129H13ZM262 128H264V127H262ZM19 131H18V130ZM24 129V130H23ZM33 129V130H32ZM13 130V131H12ZM16 130H17V132H16ZM23 130V131H22ZM31 130V131H30ZM158 130H161V131H158ZM12 131V132H11ZM41 131H43V133L41 132ZM46 131V132H45ZM50 131H52L51 133H50ZM62 131V132H61ZM7 132V133H6ZM11 132V133H10ZM20 133L19 134V136H18V134L17 133ZM35 132V133H34ZM15 133V134H14ZM22 133V134H21ZM33 133H34V135H33ZM160 133V135H158V137H159V139H158V142L161 144V141H160V139L163 141V139L161 138L162 136V134ZM36 134V135H35ZM164 134V133H163ZM190 135L192 134V133H189ZM194 134V133H193ZM196 134V133H195ZM198 134V133H197ZM249 135H252L253 133H248ZM247 134V136L245 137V139L247 140H244L245 142H248V138L250 139V137L251 136H249ZM264 134V133H263ZM262 133L261 134H255L254 133V139H253V136L251 137V139H250V142L252 141V144L251 143H247L248 145H250L251 144V146H252V148H251V146H250V148L251 149H249V147H248V145L246 146V148L247 149H249V150H251V152H252V155L251 154H248L249 153V150L247 151V149L244 147V149H243V151L244 152H242L243 153V155H242V160H243V163H244V169L245 170H242V172H245L246 173V177H245V180L243 179V176H245V173H241V174H239V171L241 170V168L243 167V166H240L239 167V171H238V176H240V178L237 176L236 178V180L235 181H238V182H235V184L237 183V185H235V186H233L234 184H232V186L234 187H232L231 186V188H230V190H231V192H230V195L228 194V195H226L225 194V192L223 193V190L224 189H222V194L223 195H219V196H221L220 197V199H219V196H218V193H216V196L218 197H215V195L214 194H212L214 191H213V187H212V179H210L209 180V178L211 177H209V174L210 175H212V174H214V173H209V171L208 170H212L213 172H214V168H213V166H212V168H211V166H210V164L209 163H211V162H207L206 161V163L208 164H206L205 163V160L203 161L202 160V157L200 158V156H199V151L198 150H200L199 148H198V143H196L195 141H193V143H192V145L194 144L195 146V149H196V151L198 152V153H196V155L193 153V155L192 154H190V156H192L191 158L195 161V159H196V162L197 163H200L199 161H200V159H201V163L200 164H194V162H193V160L192 161H190L191 159H189L188 161H187V165L185 166V169H184V171L185 170H189L188 172L187 171H185L184 172V177H185V173H196V177H197V175H198V177H199V175H201L200 177H201V179H202V172L204 171V173L206 174V171H207V174H206V176H204L205 174H203V176L206 178L207 177V181H206V185H208V188L210 189V187H209V184L211 185V188H212V190L210 189V191L212 192H210L209 190H208V188H206L207 189V191H209L210 193H211V195H213V196H209V197H213L212 199L211 198H208V196L206 197V193L205 192H203L204 193V196H202V197H204V199L202 198V197H200L201 196V194L203 195V193L202 192H200L199 193V197L200 198H197V199H195V200H193V202L194 201H196L197 200V202H196V204H195V202H194V205L195 206H193V204L192 203H190L192 206L191 207H195V210H194V213L193 212H188V213H193L194 214V216L196 215V210H198V208H202L203 207V209L201 210V211H199L201 214H198L196 217H195V219H197V218H200L202 215L204 216V214H205V217H206V215H208L207 217H209V216H211L209 219L208 218H206V219H208V220H210V222H214V220L215 219H213V216H216L218 213V216H216L217 217V219H218V217H223V215L225 214V213H229V212H231V213H229V214H231L230 215V217H228L227 215V217H225V215H224V218H225V220H224V218H221V223L219 222L220 221V219H219V221H218V223H219V225H221V226H218V225H215V223H217V221L215 220V223H213L212 225H210V222H208L209 223V225H206V227H205V225H202V224H205V223H207V220L205 219L204 221H206V222H203V217L202 218H200L199 220L200 221H202V224H200V225H202V227H205V230L207 231V232H210V229H208V228H211V226L212 227H215L214 229H215V231H216V233H218V235L216 234L215 236H217L218 238H213V236H214V234H215V232H212L211 233V237L216 241V243L217 244H215L214 242V244L212 243V245H215V248H214V246H210L209 245V243L211 242V239H210V237H209V239L210 240H208V236L210 235L209 233H207L206 231H205V233L208 235H206V236H204L205 235V233L204 232H202V233H204V235H203V237H206L205 238V241L206 240H208V244L207 245H209L210 247H208V248H210V249H208L206 246V243L204 242V243H202L203 242V238H201V235L199 236V234H198V236L200 237V240H199V238H197V236H196V234H195V236L194 237H196L197 239H195L194 237H192V239L194 240V243L192 244V245H194L193 247H190L189 248V246H191V244H189V246L188 245H186L184 248V251H183V253L182 254H192L193 256L195 255H198L197 256V258L196 259H198V260H203L204 258V256L202 255V254H204L203 252H204V250L202 251L201 249H203L204 247H201V249L199 248L201 245L202 246H204L203 244H205L206 246V248L208 249V250H210L211 252H212V254L210 253V252H207L208 253V255L206 254V252H205V254L209 257V254L212 256L213 255V253L215 252V250L214 249H216V251H217V254H218V256L216 255L215 257H218L217 259L219 260H217L216 258H214V257H211V258H214V260L212 261L211 260V258H210V260L213 262L212 264H214V263H216V264H218V262H219V264H232V262L231 261H233V264L235 263V264H241V263H237V261H239L240 262V260H238L239 259V257H240V255H239V253L241 252V254L242 253H245V251L244 252H242L243 251V249L245 248V249H247L249 246L251 247V248H249V249H247V251H249V253H250V257L248 256V257H246V260H247V262H246V264L247 263H249V264H264V254H263V252L262 251H264V187H262V189H261V186L263 185L264 186V178H263V180H262V178L261 177H264V175H262L261 176V174H263V172H264V163H263V161L261 160V158L263 159L264 158V140H263V138H264V135H263ZM18 136V138L16 137V136ZM84 135V136H83ZM199 135V134H198ZM200 135H202V137H199V138H202V139H200L201 140V143H202V148H203V146L206 148V146L205 145H207V143L209 144V138H207V136H208V133L206 134V133H204V134H200ZM257 135H263V137L261 138L260 136L258 137H256ZM21 136H23V137H21ZM81 136V137H80ZM156 136V135H155ZM164 136V135H163ZM193 136V135H192ZM205 136V137H204ZM21 137V138H20ZM36 138V140H34L35 138ZM78 137H79V139H78ZM157 137V136H156ZM11 138H14V140H13V142L11 141ZM17 138V139H16ZM38 138V139H37ZM60 138V139H59ZM81 138V139H80ZM259 138V139H258ZM262 140H261V139ZM10 139V140H9ZM24 139V140H23ZM258 139V141L255 143V140H257ZM8 140V141H7ZM16 140V141H15ZM21 140V141H20ZM205 140H206V142H205ZM260 140V141H259ZM23 141H25V142H23ZM35 141V142H34ZM43 143H42V142ZM47 141V142H46ZM155 141V140H154ZM262 141V142H261ZM15 142V144H16V148H18L17 146H20L21 145V148L23 149V150H21V151H23V152H25L24 153V155H25V157L23 156V153H21L22 154V160H23V158H24V160H23V163H22V161H21V158H18V160L19 161H15L14 162V160H13V162H12V160H11V158H10V155H9V148L12 146H10V144H13ZM205 142V143H204ZM259 142V143H258ZM8 143V144H7ZM21 143V144H20ZM23 143H25L26 144V146L23 144ZM34 143H35V145H34ZM45 143V144H44ZM261 143V144H260ZM262 143H263V145H262ZM15 144H14V146H15ZM19 144V145H18ZM24 146H23V145ZM37 144V145H36ZM41 144V145H40ZM42 144H44V145H42ZM196 144H197V147H196ZM256 144V145H255ZM8 145V146H7ZM159 145V144H158ZM23 146V147H22ZM35 146V147H34ZM50 146H51V148L53 149H51L50 148ZM143 146H144V148H143ZM32 147H34V148H32ZM37 147H38V149H37ZM141 147L143 148L142 150H141ZM163 148V150L165 151L164 153H165V155L166 156H163V158L165 159H162L161 157H162V155H164V154H161V153H159V154H161V157H160V155H156L157 153H158V151H163V150H159V149H157V148ZM200 147H201V145H200ZM20 148V147H19ZM49 148V149H48ZM146 148V151H147V149L148 148H150L148 151H150V150H152V152H149L148 154H151V153H153V155L155 154L156 155V157L157 156H159V158H161V160H163V162H164V164H163V162H160V159L159 158H155V159H153V158H151V159H153L154 161L157 159V160H159L158 161V163L156 162H153V163H155V166H152L153 168L155 167V169H151L149 166H150V164H149V162H148V160L146 159V158H148V156L145 154L146 153V151L144 150ZM192 148H193V146H192ZM205 148H203V150L205 149ZM257 150H256V149ZM259 148V149H258ZM263 151H262V150ZM36 150V151H35ZM157 150V151H156ZM193 150H194V148H193ZM206 150H208L209 151V148H207V149H205V152L206 153H208V151H206ZM255 151V152H253V151ZM259 150V151H258ZM18 151V150H17ZM20 151V152H21ZM52 151V152H51ZM61 151V152H60ZM154 151H155V153H154ZM190 151H191V149H190ZM257 151V152H256ZM8 154H7V153ZM19 152V153H20ZM112 152H114L115 154L114 155H118V157L117 158H119L120 160H122L121 162H119V164L117 163L118 161V159L115 157V156H112L113 155V153ZM250 152V153H251ZM262 152V153H261ZM36 153V154H35ZM163 153V152H162ZM189 153V152H188ZM192 153V152H191ZM260 153L263 155V157H262V155H260ZM6 154H7V158H6ZM20 154V155H21ZM144 156H143V155ZM198 154V155H197ZM3 155V156H2ZM153 155H152V157H153ZM175 156H176V154H174ZM250 155V156H249ZM255 155H256V158H255ZM260 155V156H259ZM44 157V159H43V157ZM188 156H189V154H188ZM187 156V157H188ZM247 157V159H250V160H252L251 158H253V160L252 161H249V160H247L246 161V158L245 157ZM9 157V158H8ZM42 157V158H41ZM166 157V158H165ZM249 157V158H248ZM3 158H5V160H3ZM116 158V159H115ZM195 158V159H194ZM199 158V159H198ZM255 158V159H254ZM65 159V160H64ZM113 159H115L116 160V162L113 160ZM143 159V160H142ZM10 160V161H9ZM44 160V161H43ZM105 160V161H104ZM145 160H147V162L148 163H146V161ZM156 160V161H157ZM259 160V165L261 166H259V168L261 169L262 168V173H258L259 171L257 170V169H255V168H258V165H257V161ZM264 160V159H263ZM8 161V162H7ZM141 161H142V163H141ZM249 161V162H248ZM9 162H11V164L9 163ZM17 162V163H16ZM41 162V163H40ZM47 162L49 163V164H47ZM102 162H104V164L102 163ZM204 162V163H203ZM251 162V163H250ZM21 163V164H20ZM42 163H43V165H42ZM120 163H121V165H122V167L120 166ZM145 163H146V168H147V170H148V172H151L152 171V173H154L155 174V176L157 177V175H159L157 178L155 177V179H153L154 178V174H151V173H147L148 175L149 174H151V175H149V176H151V177H149L147 174H146V172H147V170L145 169V168H143V167H145ZM159 163L161 164V167H159L158 165H159ZM202 163H203V168H202ZM246 163H247V167H246ZM14 164V165H13ZM100 164V165H99ZM147 164L149 165L148 167H149V169H148V167H147ZM156 164H158V165H156ZM166 164V168L164 167V166H162V165H165ZM192 166H191V165ZM253 164H255V165H253ZM8 165V166H7ZM19 165V166H18ZM104 166V167H102V166ZM152 165V164H151ZM197 166V167H193V166ZM198 165H199V167H200V165H201V168L202 169H200L199 167H198ZM254 167H253V166ZM120 166V167H119ZM124 166V167H123ZM141 166V167H140ZM143 166V167H142ZM184 166V165H183ZM207 166V167H206ZM208 166H209V168H211V169H209L208 168ZM252 166V167H251ZM256 166V167H255ZM19 167V168H18ZM21 167V168H20ZM40 167H41V169H40ZM156 167H157V169H159V170H164L165 169V171H163V172H166V173H168V172H170L171 173V175L172 176H169L170 178L172 177L173 178V180H169V184H166L165 186L166 187H168V188H166V187H164V188H162L161 186H160V184H164L163 182L161 183V182H159V181H161L163 178H164V180H166L165 182H167L168 181V179L167 178H169V177H166L165 176V174L166 173H163V175H162V172H160L159 170H156ZM162 167H163V169H162ZM187 167V168H186ZM5 168V167H4ZM125 170H124V169ZM182 169V170H180V169ZM184 168V167H183ZM197 168V169H196ZM208 169V170H205V169ZM248 168V169H247ZM251 168H252V172H250V170H251ZM12 169V170H13ZM20 169V170H19ZM33 169H34V171H33ZM144 169V170H143ZM192 169V170H191ZM199 169V170H198ZM255 169V170H254ZM24 171V172H22V171ZM28 170V171H27ZM42 170V171H41ZM122 170V171H121ZM142 170V171H141ZM153 170L155 171V172H153ZM175 170V171H174ZM177 170V171H176ZM180 171V173H179V171ZM203 170V171H202ZM236 170H237V168H236ZM249 170V171H248ZM21 171V172H20ZM145 171V172H144ZM158 172V174H157V172ZM174 171V173L172 174V172ZM258 171V172H257ZM124 172H126V174H124V175H122ZM175 172H176V174H175ZM179 173V175H178V173ZM250 174H249V173ZM255 172V173H254ZM19 173H20V176H19ZM21 173H23V174H21ZM25 173V174H24ZM28 173V174H27ZM45 174V177H44V175L43 174ZM170 173H168V174H170ZM200 173H202V174H200ZM0 174H2V172L0 173ZM34 174H36V175H34ZM244 174V175H243ZM247 174H249L248 176H247ZM254 174H255V176H254ZM31 177H30V176ZM34 175V176H33ZM174 175V176H173ZM176 175H178V177L176 176ZM183 175H181V176H183ZM193 175V174H192ZM191 175V176H192ZM250 175H252V176H250ZM258 175V176H257ZM23 176V177H22ZM162 176H164V177H162ZM168 176V175H167ZM188 178L190 177V176H188V175H186ZM195 176V174L193 175V177ZM242 176V177H241ZM44 177V178H43ZM63 177V178H62ZM162 177V178H161ZM186 177V178H187ZM24 178V179H23ZM28 178H30V179H28ZM39 178V179H38ZM62 178V179H61ZM64 178V179H65ZM152 178V179H151ZM161 178V180H158V179H160ZM166 178V179H165ZM190 178H192V177H190ZM212 178V177H211ZM242 178V179H241ZM260 178V179H259ZM27 179V180H26ZM46 179V180H45ZM61 179V180H60ZM192 179H197V178H192ZM213 179H214V177H213ZM239 179V180H238ZM252 179V180H251ZM33 180H30V181H33ZM40 180V181H39ZM43 180V181H42ZM124 180H125V185L126 186H124ZM156 180H158L157 182H155ZM193 181V180H191L192 181V183H190L189 185H190V187H192V186H195L196 184L198 185H200V183L199 182H201L202 181V183H203V180H205L204 178L200 181L199 180V178L196 180V181ZM199 180V181H198ZM215 180V179H214ZM243 180L244 181H247V180H249V181H247L249 184V186L247 185L246 186V183H244L243 182ZM20 181V183H22ZM122 181H123V183H122ZM209 181H211V182H209ZM240 181H242V182H240ZM34 182V181H33ZM32 182V183H33ZM43 182V183H42ZM160 183L159 185H157V186H160L161 187V189L164 191V192H162V191H160V187H158V188H156L155 187V185H156V183ZM195 182V185H193V183ZM197 182V183H196ZM205 182V181H204ZM215 182V181H214ZM255 182V184H253ZM31 183V182H30ZM50 183H51V185H53V186H51L50 185ZM121 183H122V185H121ZM155 183V184H154ZM168 183V182H167ZM209 183V184H208ZM23 184H22V186H23ZM130 185V187H129V185ZM171 184V185H172ZM239 184L240 185H242V188H241V186H239ZM251 184V185H250ZM261 184V185H260ZM35 185V184H34ZM48 185V186H47ZM188 185V186H189ZM192 185V186H191ZM196 185V186H197ZM203 185V184H202ZM214 185H216L215 183H214ZM253 185H254V187H253ZM45 186H47V187H45ZM121 186H124V188L125 189H123V187H121ZM204 186H205V183H204ZM204 186H202V187H204ZM238 188H237V187ZM244 186V187H243ZM44 187V188H43ZM190 187H187V189L188 188H190ZM199 186H197V188H198ZM202 187H200L201 189H202ZM217 186H215V188H216ZM229 187H230V185H229ZM246 187H248V189L246 188ZM251 187V189H250V191H249V188ZM254 189H253V188ZM40 188V189H41ZM47 188V189H46ZM56 188V187H55ZM127 188V189H126ZM131 188H133V191H132V189ZM170 188V189H169ZM194 188H196V187H194ZM193 188V190H195ZM196 188V189H197ZM199 188V189H200ZM241 188V189H240ZM58 192H60V190H61V186H59L58 188ZM56 189V190H57ZM60 189V190H59ZM128 189H129V191H128ZM131 189V190H130ZM156 189H158V191L156 190ZM190 189H192V188H190ZM197 190L198 192L200 191V190ZM203 189H205V187L203 188ZM202 189V190H203ZM205 189V190H206ZM234 189L236 190L235 192H234ZM216 190V189H215ZM243 190V191H242ZM251 190H252V192H253V195H252V193H251ZM50 191V190H49ZM123 191L124 192H126V191H128V192H126V193H123ZM135 191H137V192H135ZM206 191V192H207ZM248 191V192H247ZM129 192H130V194L131 195H129ZM154 192V193H153ZM158 193V194H156V193ZM169 192V191H168ZM209 192H208V194H209ZM216 192V191H215ZM214 192V193H215ZM218 192V191H217ZM236 192H239V193H237V194H234V193H236ZM246 192H247V194H246ZM256 192V193H255ZM46 193V192H45ZM46 193V194H47ZM137 194V196H136V194ZM140 193V194H139ZM162 193V194H161ZM247 195V196H245V194ZM250 193V194H249ZM45 194V196H47ZM60 194H62V191L60 192ZM123 194H124V196H126V200L124 199V196H123ZM133 194H134V196H133ZM161 194V195H160ZM206 194V195H205ZM221 194V193H220ZM231 194H232V196H233V198L235 199V202H234V199H232V196H231ZM234 194V195H233ZM141 195V196H140ZM165 195V196H164ZM168 195V196H167ZM236 195V196H235ZM132 196H133V198H132ZM225 196H227V197H229L228 199H227V201H225L226 200V198H225ZM128 197V198H127ZM135 197V198H134ZM138 197V199H142L140 202L142 203H144L143 204V206H142V204L140 203V202H138L137 204H140L139 206H141V207H143V209L142 208H140L139 210L140 211H136V208H137V206L135 205V204H133L134 202L136 203V201L138 200V199H136ZM143 197V198H142ZM154 197V198H153ZM157 197V198H156ZM205 197L207 198V199H210V203H211V205H207L206 203H207V199L205 200ZM231 197V198H230ZM236 197V198H235ZM241 197V198H240ZM247 197V198H246ZM163 198V199H162ZM170 198V197H169ZM169 198H168V200H169ZM202 198V201H203V204H200L201 202H198V200L199 199H201ZM216 198V199H215ZM222 198V199H221ZM225 198V199H224ZM133 199L135 200V201H133ZM143 199H144V201H143ZM159 200V201H155V200ZM232 199V200H231ZM237 199V200H236ZM242 199V200H241ZM132 200V201H131ZM205 200V201H204ZM217 200V201H216ZM73 202L74 203V206H73V208L71 209L70 207V209H68V211L66 210V204H67V202ZM123 201V202H122ZM139 201V200H138ZM160 201V202H161ZM163 201H165V200H163ZM166 201H167V199H166ZM201 201V200H200ZM244 201V202H243ZM68 202V203H69ZM154 202H156V203H154ZM159 202V203H160ZM219 202H221L222 204H221V206H224L225 208H226V210H227V212H223L222 210H223V207H222V210H221V206H218L220 203ZM227 202V203H226ZM132 203V204H131ZM154 203V204H153ZM200 205H203V206H200ZM208 203H209V200H208ZM209 203V204H210ZM217 203H219L217 206H218V208H217V206H215V204H217ZM223 203H225V204H223ZM232 203V204H231ZM240 203H241V206H240ZM169 204V203H168ZM204 204H206L205 206H204ZM229 206H228V205ZM234 204V205H233ZM136 206V208H135V206ZM169 205H171V203L169 204ZM196 205L198 206L199 205V207H197L196 208ZM69 206V205H68ZM71 206V205H70ZM134 206V209H135V211H134V209L133 208H131V207H133ZM172 206H174L173 204H172ZM206 206H208V207H206ZM214 208V207H216V209L215 210H217L218 209V212L217 211H215V213H216V215H212L213 214V212L210 214L209 213V209L210 208H212V207ZM233 206L234 207H236V208H233ZM146 207V206H145ZM206 207V208H205ZM232 207V208H231ZM171 208V207H170ZM200 208V209H201ZM224 208V209H225ZM228 208V209H227ZM207 209V211L206 212H208V213H205L204 211ZM220 209V210H219ZM230 209V210H229ZM66 210V211H65ZM138 210V209H137ZM226 210H224V211H226ZM232 210V211H231ZM235 210H237V211H235ZM196 211V212H195ZM212 211V210H211ZM210 211V212H211ZM229 211V212H228ZM234 211V212H233ZM65 212V213H64ZM130 212V213H129ZM132 212H134V213H132ZM204 212V213H203ZM132 213V214H131ZM214 213V214H215ZM224 213V214H223ZM233 213H235V215L233 214ZM221 214V215H220ZM128 215V216H129ZM105 216H108V217H105ZM113 216H118L117 218L119 219V217H123L124 219H116L115 217H113ZM127 216V217H128ZM135 216V215H134ZM134 216H132V217H134ZM193 216V217H194ZM198 216H200V217H198ZM235 216V217H234ZM69 217L67 218V219H69ZM88 217H90L89 218V220H88ZM132 217H128L129 219L130 218H132ZM189 217H191V219H192V215L190 216L189 215ZM234 217V218H233ZM110 219V220H112V222H113V219ZM233 220H235V221H231L232 219ZM71 219V220H72ZM90 219H91V222H90ZM94 219V220H93ZM95 219H97V220H95ZM129 219H126V220H124L125 222H127V221H129ZM139 219V218H138ZM138 219H137V221H138ZM140 219V220H141ZM230 219V220H229ZM88 220V221H87ZM133 220V218L131 219V221ZM140 220L137 222H135V223H137V224H135V225H132V224H134V221L132 222V224H128V222H127V224H128V226H127V224L124 222V223H122V221H120L119 223L121 224H118L117 222L116 223H114V224H118V226L120 225V227L122 228V230L124 229H126L127 230V232L126 231H124V233H125V238H126V240H127V237L129 236V233H128V231H129V229L131 228V227H135V226H140L141 224H142V222H140ZM198 219L197 220H195L194 222H198L199 221ZM213 220V221H212ZM223 220L224 221H226V223H224L223 222ZM70 221V220H69ZM74 221V220H73ZM86 221H87V223H86ZM93 221H95V222H93ZM98 221V222H97ZM189 221H190V219H189ZM228 221V222H227ZM70 222H72V221H70ZM108 222V221H107ZM107 222H105V223H103V224H106ZM111 222V221H110ZM112 222L110 223V225L111 226H113L112 228L114 229L115 228V226L112 224ZM190 222H192V220L190 221ZM229 222H232V223H229ZM233 222H235V224H237V226L233 223ZM88 223H91V224H88ZM93 223V224H92ZM96 223H98L97 225H96ZM193 223V222H192ZM198 223H201V222H198ZM197 223V224H198ZM223 223V224H222ZM242 225H241V224ZM86 224H87V226H86ZM109 224V222L106 224V225H108ZM124 224H126L125 226L128 228H126V227H122V226H124ZM195 224V223H194ZM225 224H226V226H225ZM228 224V225H227ZM240 224V225H239ZM72 225V224H71ZM70 225V226H71ZM90 225V226H89ZM92 225H96L95 227L94 226H92ZM106 225H105V227H106ZM110 225H108V226H110ZM189 225H191L190 226V228L191 227H195L193 224H189ZM193 225V226H192ZM196 225V224H195ZM200 225H197V226H199L200 227ZM231 225H235V226H231ZM239 225V226H238ZM243 225H245V226H243ZM89 226V227H88ZM104 225H102V227H103ZM129 226H131V227H129ZM210 226V227H209ZM240 226H241V228H240ZM243 226V227H242ZM71 227H73V226H71ZM222 227H225L224 229L222 228ZM234 227H236V228H234ZM99 228V227H98ZM97 228V229H98ZM101 228V227H100ZM99 228V229H100ZM116 228H117V226H116ZM114 229V230H112V232L113 231H117V229L119 228H117V229ZM192 228V229H193ZM218 228V229H217ZM230 228H231V230H230ZM234 228V229H233ZM242 228H244V229H242ZM83 229V228H82ZM106 228H104V230H103V228L101 229L102 231H104V232H106V233H108V231H106V230H108V228L105 230ZM111 229V228H110ZM196 229V228H195ZM193 229V234H194V232L198 229ZM199 229H201V228H199ZM198 229V230H199ZM203 229V228H202ZM201 229V231H203ZM119 230H121L120 228L118 229V231ZM196 231V232H201L200 230L199 231ZM209 230V231H208ZM213 230V229H212ZM211 230V231H212ZM219 230V231H218ZM233 230V234H231V231ZM236 230V231H235ZM245 230V231H244ZM115 231V232H116ZM214 231V230H213ZM223 231V232H222ZM224 231H226V232H224ZM227 231L231 234H228L227 233ZM248 232V234H247V232ZM109 232H110V230H109ZM220 232H222V235L220 236ZM106 233H104V234H106ZM117 233V232H116ZM116 233L114 234V236L116 235ZM119 233V235H120V232H118ZM117 233V234H118ZM226 233V234H225ZM237 233H238V235H239V238H238V236H237ZM241 233V234H240ZM112 234V233H111ZM110 233L109 234H107L108 236L109 235H111ZM121 238H124L123 236V233H122V231H121ZM127 234H128V236H127ZM192 234V235H193ZM235 234V236H234V238H237V240H239L240 241V245L239 246H241L243 249H242V251H240L239 253H238V248H237V246H238V244H237V240L236 239H232V240H230L231 242H235L236 243V247L233 245V247H232V243H230L229 242V240L228 239H230L229 238V236L230 237H232L233 235ZM224 235V236H223ZM227 235V236H226ZM246 235V236H245ZM107 236V237H108ZM214 236V237H215ZM241 236H243V237H241ZM105 237H106V235H105ZM110 237V236H109ZM107 238V239H111V237L110 238ZM221 237V238H220ZM245 237V239H244V241L243 240H241V239H243ZM224 238V239H223ZM228 238V239H227ZM246 238H247V244L245 243V240H246ZM212 239V240H213ZM225 239H226V242H225ZM248 239H249V241H248ZM252 241H251V240ZM125 240V239H124ZM197 240V245L200 243V246L198 247L197 245H196V241ZM219 240V242H220V245H222L221 243V241H223L225 244V247H224V245H223V247L222 246H220L218 243L219 242H217ZM235 240V241H234ZM202 241V242H201ZM242 241V242H241ZM124 242H126V241H124ZM192 242V241H191ZM190 242V243H191ZM228 242L230 243L229 245L230 246H226L227 244H228ZM252 242V243H251ZM202 243V244H201ZM245 243V244H244ZM249 243V244H248ZM211 244V243H210ZM234 244V243H233ZM251 244V245H250ZM253 244H254V246L255 247H252L253 246ZM216 245H218V246H216ZM188 246V247H187ZM220 246V247H219ZM247 246V247H246ZM195 247V248H194ZM222 247V248H221ZM135 248H138V249H136V250H138V251H140L139 249H140V247H136L135 246ZM191 248H194V251L191 249ZM205 248V249H206ZM214 248V249H213ZM218 248V249H217ZM224 248V249H223ZM225 248H227V249H225ZM229 248V249H228ZM236 248V250H234V249ZM257 248V249H256ZM260 248V249H259ZM189 249H191V250H189ZM212 249H213V251H212ZM230 249H233L232 251L234 252V254L235 253H237L236 255H239V256H237L236 257V255H230V254H232L233 252L232 251H230ZM240 250H241V248H239ZM252 251H251V250ZM254 249V250H253ZM261 249H263L262 251H261ZM198 250H200L201 252H202V254L200 253V251L198 252ZM220 250L221 251H223L224 252V254H223V256L221 255L223 252H220ZM228 252H227V251ZM238 250V251H237ZM260 251V252H257V251ZM226 251V252H225ZM237 251V252H236ZM255 253H254V252ZM189 252H192V253H189ZM221 253L220 254V256L221 257H223V258H230L229 260H227V259H221V257H219V253ZM230 252V253H229ZM232 252V253H231ZM193 253H196V254H193ZM226 253V254H225ZM229 253V254H228ZM248 253V254H249ZM260 253V254H259ZM215 254H216V252H215ZM245 254H247V253H245ZM256 254V255H255ZM178 255V254H177ZM181 255V254H180ZM179 255V257H177L176 255H175V257H176V259L177 260H175V262H179V263H181L182 261H184V263L183 264H186L185 262V260L186 259H189L190 258V255H187V257H184L185 255H183V256H180ZM191 255V256H192ZM200 255H202V256H200ZM228 255H230V256H228ZM252 255H253V257L254 258H252ZM261 255H263V256H261ZM189 256V257H188ZM192 256V257H193ZM206 256V257H207ZM227 256V257H226ZM234 258H233V257ZM257 256V257H256ZM259 256V257H258ZM174 257V258H175ZM193 257V258H194ZM199 257H201V258H199ZM235 257H236V259H235ZM256 257V258H255ZM179 258H181V259H179ZM185 258V260H183V259ZM233 258V259H232ZM248 258V259H247ZM217 261H216V260ZM253 259V260H252ZM254 259H256V260H254ZM260 259V260H259ZM178 260H182V261H178ZM193 260H195V259H193ZM206 260H207V258H205V260L204 261H202V262H204L203 264H210L211 263V261H209V259L207 260V261H209V263H207L206 262ZM236 260V261H235ZM249 260V261H248ZM189 261H192L191 259L190 260H188V262ZM216 261V262H215ZM226 261H228V263H226ZM245 261V260H244ZM243 261V264L245 263ZM254 261H257V262H255L254 263ZM261 261V262H260ZM112 263H114V262H112ZM111 263V264H112ZM155 263V262H154ZM179 263H177V264H179ZM181 263V264H182ZM193 263V262H192ZM191 262H190V264H192ZM188 264V263H187Z\"/></svg>", "mask_w": 264, "mask_h": 264}, {"label": "built area", "instance_id": "3", "mask_svg": "<svg viewBox=\"0 0 264 264\" xmlns=\"http://www.w3.org/2000/svg\"><path fill=\"white\" fill-rule=\"evenodd\" d=\"M119 100H124V96L123 95H116L115 93V90L113 89V101H114V104L117 108V113L118 112V103H119ZM123 122L124 120L121 119V117L118 115V129L122 130L123 129ZM136 122L135 119H129V120H126V125H131V124H134ZM79 147L81 149H83L84 151H86V153L89 155V156H94L96 153H97V145H94L90 140L88 139H83L80 144H79Z\"/></svg>", "mask_w": 264, "mask_h": 264}]
</instances>
